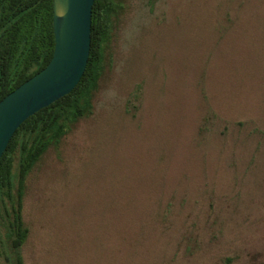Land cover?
<instances>
[{
  "label": "rangeland",
  "instance_id": "obj_1",
  "mask_svg": "<svg viewBox=\"0 0 264 264\" xmlns=\"http://www.w3.org/2000/svg\"><path fill=\"white\" fill-rule=\"evenodd\" d=\"M89 117L29 174L0 264H264V0H122Z\"/></svg>",
  "mask_w": 264,
  "mask_h": 264
},
{
  "label": "trees",
  "instance_id": "obj_2",
  "mask_svg": "<svg viewBox=\"0 0 264 264\" xmlns=\"http://www.w3.org/2000/svg\"><path fill=\"white\" fill-rule=\"evenodd\" d=\"M121 1L94 0L89 57L79 83L69 94L27 118L0 159V203H11L13 249H19L28 237L21 211L29 174L47 150L66 136L70 118L78 121L93 113L104 50L122 10ZM54 47L53 0H0V100L45 68ZM17 261L21 264L19 257Z\"/></svg>",
  "mask_w": 264,
  "mask_h": 264
},
{
  "label": "water",
  "instance_id": "obj_3",
  "mask_svg": "<svg viewBox=\"0 0 264 264\" xmlns=\"http://www.w3.org/2000/svg\"><path fill=\"white\" fill-rule=\"evenodd\" d=\"M94 0H53L55 47L50 62L0 100V159L15 131L30 116L69 94L89 57Z\"/></svg>",
  "mask_w": 264,
  "mask_h": 264
}]
</instances>
